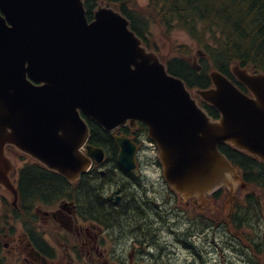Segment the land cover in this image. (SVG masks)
I'll use <instances>...</instances> for the list:
<instances>
[{
  "label": "water",
  "instance_id": "95a60500",
  "mask_svg": "<svg viewBox=\"0 0 264 264\" xmlns=\"http://www.w3.org/2000/svg\"><path fill=\"white\" fill-rule=\"evenodd\" d=\"M83 2L0 0V185L12 204L18 192L7 145L71 183L102 160L82 115L106 131L145 123L172 191L205 203L227 186L231 203L241 178L218 145L264 161V72L231 65L247 93L210 70L211 85L195 93L219 112L212 119L120 10L101 1L88 21ZM114 140L119 164L134 169L136 144L124 134Z\"/></svg>",
  "mask_w": 264,
  "mask_h": 264
},
{
  "label": "trees",
  "instance_id": "16d2710c",
  "mask_svg": "<svg viewBox=\"0 0 264 264\" xmlns=\"http://www.w3.org/2000/svg\"><path fill=\"white\" fill-rule=\"evenodd\" d=\"M120 10L128 19L130 27L149 47L156 49L155 41L150 37V25L164 27V31L181 29L195 42L200 69L184 56H171L163 59L168 70L182 78L189 88L210 85L208 72L217 68L226 74L238 87V82L230 71L232 63L250 65L256 71L264 72V0H147L142 11L136 9L135 0H104ZM97 0H85L86 17L91 20ZM168 33V32H167ZM191 52L190 48L181 50ZM208 114L217 117L218 113L209 104L201 102ZM91 128L90 142L109 145L111 138L102 132L98 125L87 118ZM100 132V134H99ZM220 151L236 166L242 180L260 190L264 189V162L258 158L237 150L228 144H220ZM47 170L36 162H27L18 170L19 190L18 208L4 204L0 214V226L7 220L23 225L28 237L35 234L36 215L33 208L39 201L50 204L68 195L70 183L60 174ZM96 175L87 181L82 176L76 184L79 197L85 209L101 212L99 191L96 189L104 177ZM264 212L259 197L249 192L240 205H236L232 216V225L236 230H244L245 238L250 242L249 259L252 264H264V235L260 225ZM120 216L112 217L118 219ZM140 221L144 216H139ZM28 228H25V227ZM14 231V228H12ZM2 230L0 231V233ZM185 245L188 243L185 242ZM0 242V264H6ZM246 253V251H245Z\"/></svg>",
  "mask_w": 264,
  "mask_h": 264
},
{
  "label": "flooded vegetation",
  "instance_id": "af4514ba",
  "mask_svg": "<svg viewBox=\"0 0 264 264\" xmlns=\"http://www.w3.org/2000/svg\"><path fill=\"white\" fill-rule=\"evenodd\" d=\"M100 128L103 133L110 136L109 145L95 144L90 140L88 142L103 149L102 160L99 163L95 160L91 161L87 171L81 173L78 181L70 183L66 197L50 204L39 201L34 206L33 210L37 218L34 224L36 235L30 239L26 229L23 232L25 238L23 260L27 264H58L57 258H63L66 262L64 264H81V260L86 258V262L91 264L96 263L100 258L107 261L111 258L125 259V255L130 259L145 257L148 255L149 247L158 244L160 233L181 237L178 233L179 226L185 221V207L189 202L179 198L167 185H162V192L168 197L166 201L169 202H161L150 196L154 193L155 187L154 182L145 175V170L149 166H157L158 162L153 156L145 153L143 146L147 140L145 125L138 122L131 128L128 124H124L114 132H106L102 127ZM89 132L91 135V128ZM115 134L127 135L137 143L135 169L126 170L119 164V148L115 144ZM23 163L26 164L27 161L23 159ZM157 168L160 166L158 165ZM96 175L104 177V181H100L96 188L100 193L98 197L101 204L98 206L101 212H92L84 208L79 197V187L76 186L82 176L87 177V181L90 182V179ZM219 190L217 195V190L212 193L215 198L228 196L227 188L223 187ZM210 197L212 199L208 204L210 203L211 206L202 207L198 204V207L210 217L219 218L216 199L213 195ZM170 198H176L183 206L174 209L170 204ZM111 216H120V218L111 219ZM139 216H144L145 219L140 221ZM165 220L171 224L164 223ZM219 226L216 224L213 227L218 229ZM5 231L3 229L0 234V242L4 240ZM212 242L215 243L213 240ZM4 245L6 244L2 243L3 247ZM215 245L217 246V243Z\"/></svg>",
  "mask_w": 264,
  "mask_h": 264
},
{
  "label": "rangeland",
  "instance_id": "374dc122",
  "mask_svg": "<svg viewBox=\"0 0 264 264\" xmlns=\"http://www.w3.org/2000/svg\"><path fill=\"white\" fill-rule=\"evenodd\" d=\"M137 5L136 9L142 11V8L145 7L147 0H135ZM168 32V33H167ZM164 31V27L154 24L153 22L150 25V37L155 41L156 51L159 56L163 59L169 58L171 56H184L191 62H198L200 55H198V48L196 47L195 42L188 36V34L181 29H173L170 31ZM191 52L183 53L181 50L189 49ZM194 89H192L193 95ZM196 96V95H195ZM145 144H147L145 146ZM145 153L155 156V151L150 148L149 143H144ZM16 160V159H15ZM157 165V164H156ZM158 166V165H157ZM157 166L147 167L145 170V175L154 182L155 191L150 194L151 197L161 200V202L166 201L168 197L165 196V193L162 192V185H166L164 179L162 178L161 169ZM253 189V188H250ZM255 194L259 197L261 206L263 207L264 212V190L260 191L256 189ZM249 191V188L238 189L237 190V199L242 200L246 192ZM4 197L7 201H11L10 194L0 186V200ZM166 202H169L166 201ZM216 203L220 206L218 212L227 213L228 203L227 197L219 198ZM225 203V208L222 209ZM170 204L174 206V209H177L178 206L182 207L183 205L175 198H170ZM157 207V206H155ZM186 213L188 216H185V221L179 226L178 233L181 235L182 239L186 241L192 247H183L177 243L179 235L167 236L166 233H160L158 244L155 247H149L148 255L143 257H133V259L127 258H111L105 261L103 258H100L96 263L91 264H130L132 261L134 264H252L249 259L248 254V244H245L246 253L242 254L240 247L236 245V241L230 239L228 234L225 232L223 227L216 228H199L196 234L195 231L188 234L186 232H181L184 230H189L191 222H197L198 214L197 210L189 204L185 207ZM3 212L2 205L0 204V214ZM9 216L7 217L8 221H4L2 226L5 228V236L2 242L4 245L2 253L5 259L6 264H27L24 262L23 258L25 254L24 243V231L20 223H12L9 221ZM167 219V215L165 217ZM171 218V217H170ZM264 218V217H263ZM215 221H218V218H213ZM164 223L168 224V220H165ZM171 224V222H169ZM168 224V225H169ZM199 227L203 226L204 223L199 222L197 224ZM46 227V226H44ZM14 228V231H12ZM261 234L264 231V219L263 223L260 225ZM163 229V226H162ZM188 236V237H187ZM22 240V241H21ZM212 240L217 243L212 242ZM21 250V251H19ZM61 254V251H60ZM67 261V260H66ZM86 258L81 260V264H88ZM104 262V263H103ZM125 262V263H124ZM58 264L66 263L63 258H57Z\"/></svg>",
  "mask_w": 264,
  "mask_h": 264
}]
</instances>
